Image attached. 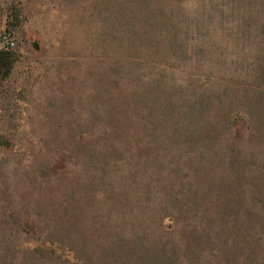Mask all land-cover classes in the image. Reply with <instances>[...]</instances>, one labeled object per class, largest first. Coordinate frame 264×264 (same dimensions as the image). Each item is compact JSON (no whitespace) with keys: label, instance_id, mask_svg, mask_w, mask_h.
Returning <instances> with one entry per match:
<instances>
[{"label":"rangeland","instance_id":"1","mask_svg":"<svg viewBox=\"0 0 264 264\" xmlns=\"http://www.w3.org/2000/svg\"><path fill=\"white\" fill-rule=\"evenodd\" d=\"M0 50V264H264V0H0Z\"/></svg>","mask_w":264,"mask_h":264},{"label":"trees","instance_id":"2","mask_svg":"<svg viewBox=\"0 0 264 264\" xmlns=\"http://www.w3.org/2000/svg\"><path fill=\"white\" fill-rule=\"evenodd\" d=\"M14 62V54L11 51L0 50V73L8 76Z\"/></svg>","mask_w":264,"mask_h":264},{"label":"built area","instance_id":"3","mask_svg":"<svg viewBox=\"0 0 264 264\" xmlns=\"http://www.w3.org/2000/svg\"><path fill=\"white\" fill-rule=\"evenodd\" d=\"M8 44L11 45V46H13L15 44V42L10 39V40H8Z\"/></svg>","mask_w":264,"mask_h":264}]
</instances>
